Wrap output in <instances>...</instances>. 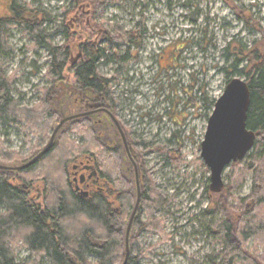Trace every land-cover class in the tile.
<instances>
[{
	"label": "trees",
	"instance_id": "trees-1",
	"mask_svg": "<svg viewBox=\"0 0 264 264\" xmlns=\"http://www.w3.org/2000/svg\"><path fill=\"white\" fill-rule=\"evenodd\" d=\"M10 1L8 15L0 17V47L6 43V24L22 28L32 41V50L47 53L49 61L43 77L51 83L49 88L39 90V103L31 108L20 107V100L11 95L14 77H6L0 69V127L17 128L26 140H29L28 132L36 138L26 159L5 150L0 138V162L20 164L42 149L63 118L61 115L58 119L53 110V91L66 83V76L72 75L83 89L102 96L112 108L116 107L111 85L125 71L126 64L136 59L135 53L142 47L146 30L143 22L129 31L113 27L100 35L101 47L95 42L98 31L86 19H99L108 7L121 0H68V7L62 8L63 20L53 31L47 29V24L52 22L50 14ZM230 8L238 19L248 21L245 12L232 3ZM254 27L262 32L260 40L249 49L232 46L227 57H234L233 68L244 65L236 73L245 76L250 90L246 127L255 133L256 141L244 160L228 167L224 189L219 194L206 192L205 195L210 204L205 214L220 217L218 224L207 227L208 233L221 242L218 264L236 261L264 264V30ZM56 36H61L64 43L54 44ZM79 52L80 58L71 64ZM102 58L116 66L109 79L98 73ZM70 134L76 136L77 144ZM175 155L178 158L175 161L180 164L175 167L179 169L183 163L179 154ZM85 163L95 167L97 176L88 183V188L76 189L74 169ZM139 175L141 206L131 227L126 264H139L143 256L137 241L139 234L165 236L163 221L156 215L169 202L141 167ZM248 178L249 194L240 198L238 195ZM81 192L87 196H81ZM232 199L234 204L230 202ZM132 205L133 190L122 176L117 152L99 142L89 123H75L61 133L50 151L32 167L14 174L0 170V264H119L123 238L119 227L126 225ZM250 241L259 249L258 253L247 249ZM18 247L28 253L21 263L17 262Z\"/></svg>",
	"mask_w": 264,
	"mask_h": 264
},
{
	"label": "rangeland",
	"instance_id": "rangeland-1",
	"mask_svg": "<svg viewBox=\"0 0 264 264\" xmlns=\"http://www.w3.org/2000/svg\"><path fill=\"white\" fill-rule=\"evenodd\" d=\"M12 1L50 14L49 31L63 20L62 8L69 5L68 0ZM9 2L0 0V17L8 15ZM231 3L248 15L247 22L236 17ZM139 22L146 30L142 47L111 88L118 121L127 131L126 141L138 172L140 167L144 169L169 202L156 215L163 221L164 238L149 232L137 237L143 253L139 264H218L221 242L208 233L207 227L218 224L220 217L205 214L210 205L205 199L210 192L209 171L200 158V145L214 103L226 84L234 78L245 81V76L236 73L244 65L233 68L234 57L227 54L234 45L249 49L260 40L262 32L254 25L264 30V0H121L99 19H86L98 31L95 42L101 47L104 31L116 26L129 31ZM4 31L0 69L6 77H14L11 95L20 100L19 106L31 108L40 102L39 90L51 85L43 77L49 57L44 50H32V41L22 28L8 23ZM53 43L61 45L64 39L56 36ZM115 69L106 58L100 60L98 73L104 78L109 79ZM64 128L69 130V124ZM28 134L26 140L17 128L0 127L4 149L22 159L30 157L36 141L32 133ZM70 139L78 143L74 134ZM175 153L183 163L179 169L175 167L179 164ZM122 154V176L133 190L134 172ZM227 174L228 169L223 176L225 185ZM250 185L248 178L238 197H246ZM230 202L234 204L233 199ZM119 230L123 237L126 225ZM131 235L130 229L129 238ZM246 247L259 252L252 241ZM16 255L18 263L28 258L19 247Z\"/></svg>",
	"mask_w": 264,
	"mask_h": 264
},
{
	"label": "water",
	"instance_id": "water-1",
	"mask_svg": "<svg viewBox=\"0 0 264 264\" xmlns=\"http://www.w3.org/2000/svg\"><path fill=\"white\" fill-rule=\"evenodd\" d=\"M79 55L80 53L71 59L70 63L73 64ZM250 100V90L247 83L242 79L234 78L226 84L222 95L214 103L213 111L207 121L204 138L200 145V158L209 171V191L212 194H219L224 189L223 176L228 167L234 162L244 160L254 147L256 135L246 127ZM73 119H75L73 116L61 118L54 127L47 143L28 161L20 164L0 162V170L14 174L35 165L39 159L50 151L55 141L61 136V133L66 131L65 125L72 122ZM116 125L120 131L125 152L134 172L133 205L126 223L125 234L122 238V252L119 262V264H126L129 256V233L141 206L142 186L138 168L130 154L126 138L117 122ZM88 169L92 170L89 178L96 175L93 167H88ZM80 194L83 197L87 196L86 192H81Z\"/></svg>",
	"mask_w": 264,
	"mask_h": 264
},
{
	"label": "flooded vegetation",
	"instance_id": "flooded-vegetation-1",
	"mask_svg": "<svg viewBox=\"0 0 264 264\" xmlns=\"http://www.w3.org/2000/svg\"><path fill=\"white\" fill-rule=\"evenodd\" d=\"M80 56L81 54L74 63L77 62ZM65 81L66 83L64 85L54 88L53 91V97L55 98L53 110L56 112L57 118L60 119L61 115L62 117H75L72 122L67 123L69 124V129L75 123L81 125L84 122L89 123L99 142L107 146L109 150L116 151L119 159L121 158L123 160L122 152L126 156L127 154L116 122L125 138L127 131L123 130L118 121L116 107L112 108L111 104L102 96L83 89L72 75L66 76ZM80 165L79 169H74V183L77 188L83 189L84 186L88 188V183L95 179L97 171L90 163ZM88 167L94 168L96 171L95 176L89 178L92 170L88 169ZM120 170L123 171L124 167H120Z\"/></svg>",
	"mask_w": 264,
	"mask_h": 264
}]
</instances>
